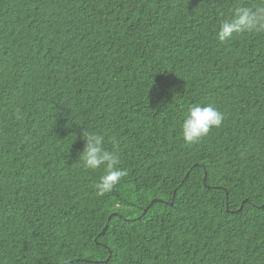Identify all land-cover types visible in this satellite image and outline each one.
<instances>
[{"label": "trees", "instance_id": "trees-1", "mask_svg": "<svg viewBox=\"0 0 264 264\" xmlns=\"http://www.w3.org/2000/svg\"><path fill=\"white\" fill-rule=\"evenodd\" d=\"M260 3L0 0V264H264V32L216 38ZM194 104L225 119L189 145Z\"/></svg>", "mask_w": 264, "mask_h": 264}, {"label": "clouds", "instance_id": "clouds-1", "mask_svg": "<svg viewBox=\"0 0 264 264\" xmlns=\"http://www.w3.org/2000/svg\"><path fill=\"white\" fill-rule=\"evenodd\" d=\"M262 32H264V0L255 6L236 7L229 18L220 22L216 38L220 42H226L237 34ZM224 119V113L212 104H194L188 108L184 116L180 135L187 144H196L213 128L220 127ZM81 139L85 143L79 162H82L85 169L103 170L99 181L94 185L96 194L102 197L113 192L127 175V170L121 167L118 152L108 150L105 147V137L88 128L83 130ZM63 264H70V261L65 259Z\"/></svg>", "mask_w": 264, "mask_h": 264}, {"label": "water", "instance_id": "water-1", "mask_svg": "<svg viewBox=\"0 0 264 264\" xmlns=\"http://www.w3.org/2000/svg\"><path fill=\"white\" fill-rule=\"evenodd\" d=\"M240 209H238V211H239ZM113 215H120L119 213H117V212H114L112 215H110V217L109 218H111Z\"/></svg>", "mask_w": 264, "mask_h": 264}]
</instances>
